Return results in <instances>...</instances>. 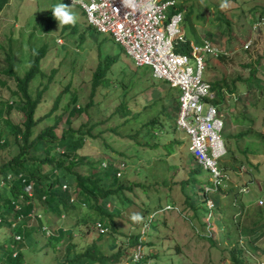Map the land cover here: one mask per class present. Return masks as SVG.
I'll return each instance as SVG.
<instances>
[{"label":"rangeland","instance_id":"obj_1","mask_svg":"<svg viewBox=\"0 0 264 264\" xmlns=\"http://www.w3.org/2000/svg\"><path fill=\"white\" fill-rule=\"evenodd\" d=\"M176 2L182 4L181 25L186 36L195 43L201 37L207 38L227 53L222 60L204 54L201 77L208 83L224 80L226 89L234 91L235 99L223 96L220 104L223 126L220 137L227 153L219 163L242 164L246 168V173L233 180L237 186L246 185L247 192H229L224 197L210 194L213 199V194L219 199L214 200L218 207L211 210L210 229L215 232H209L200 193L208 174L192 161L187 151V135L175 128L178 89L152 78L149 66L136 67L117 43L88 26L77 6L65 0H8L0 11V99L8 101L14 89L13 78L2 74L5 66L13 63V71L21 76L29 66L30 48L44 44L40 70L28 87L33 97L36 89L46 86L34 117L45 114L55 96L63 88L67 90L49 117L35 124L32 136L54 125L53 133L59 137L67 127L64 104L68 99L76 96L75 106L80 108L88 103L82 112L68 118L69 127L82 134L77 156L84 155L98 164L101 161L105 164L98 165L101 169H115L119 173L115 174L117 183L125 196L122 198L125 207H119L113 215V232L106 230L100 240L97 239L99 229L77 221L84 214H95L85 206L64 214L58 222L54 215L41 211L38 204L36 208L47 224L43 229L54 230L58 225L70 228V243L76 245L74 252H81L96 242L102 245L103 252L109 253L111 240L125 245V239L129 241L138 234L140 219H132L137 215L141 220L144 218L143 224L147 223L140 243L141 264H231L227 245L233 241L235 232L245 243L250 241L241 243V252L257 264H264V23L256 30L251 28L257 15L264 16V0ZM225 2L227 7L221 8ZM59 3L70 6L77 22L59 26L55 20L53 27L44 33L38 21ZM249 38V47L243 50L242 44ZM188 63L193 66L191 58ZM97 67L101 72L97 86L92 88V74ZM249 69L253 70L254 80L247 78L248 75L250 78ZM8 118L13 124H21L20 111L11 110ZM5 131L9 146L0 150V164L16 152L12 134ZM85 166L82 163L75 169L86 172ZM257 199L263 204L258 205ZM163 206L170 208L161 210ZM173 206L177 208L174 210ZM111 208L110 204L105 210L111 213ZM237 211L239 217L234 220L238 225L234 230L231 215ZM95 227L99 228L97 224ZM200 233L209 238L213 236L210 239L215 245L199 237ZM225 233L229 234L226 243L220 238ZM47 234V231L42 234L32 230L30 241H25L28 251L25 259L32 264H55L64 251L67 238L59 237L52 248ZM9 236L8 229L1 227L0 243ZM253 239H259L257 249L251 243ZM134 245L132 248V244L126 245L127 251ZM242 260L244 264H252L243 256Z\"/></svg>","mask_w":264,"mask_h":264},{"label":"trees","instance_id":"obj_2","mask_svg":"<svg viewBox=\"0 0 264 264\" xmlns=\"http://www.w3.org/2000/svg\"><path fill=\"white\" fill-rule=\"evenodd\" d=\"M7 1L0 0V11ZM176 7L177 10H182V4L177 3ZM54 22L52 11H49L44 18L38 21V25L41 31L47 33L53 27ZM223 22L227 24L226 20ZM45 48L44 44L38 48H30L29 66L21 76L13 71V63L6 65L2 70V74L13 78L14 89L10 91L8 101L0 99V150L9 146L5 137L6 129L12 134L16 152L0 164V228L5 226L10 232L6 241L0 243V264H32L30 260L25 259L28 254L25 250V241H30V232L36 229L42 234L45 231L48 232L46 237L52 248L57 245L59 237L67 238L64 251L59 255L55 264H120L125 259H129L130 253L126 245L132 244L130 247L132 248L137 242L138 234L130 237L129 241L128 238L125 239V245L123 242L115 244L111 240L109 245L107 243L111 250L109 253L103 252L102 245L96 242H91L81 252H74L76 245L70 243L72 238L70 228L58 225L54 230L50 227L43 229L47 224L40 209L36 208L38 204L41 211L49 212L56 217L55 220L60 222L64 214L68 215L72 210L77 211L80 208L79 202H84L89 210H94L95 214H84L82 219L78 218L77 221L87 222L90 226L99 224L104 229V231H97L99 240L106 230L111 229L113 232V215L120 210L119 207H125L122 203V198L125 196L121 193V188L117 183V171L101 169L99 167L101 161L98 164L88 157H83L84 155L77 156L76 151L82 146V134L69 127L70 119L68 118L82 112L84 107L89 105L88 103L80 108L78 105L75 106L76 96L68 99L64 104V109H67L65 119L67 127L61 131L59 137L53 133L54 125L47 126L32 136L35 124L40 119L49 117L56 109L61 94L67 90L65 87L55 96L50 109L45 114L34 117L46 86L36 89L33 97L28 87L29 82L40 70L39 60L43 57ZM177 51L186 53L187 48L180 46ZM217 58L224 59L223 56ZM249 71L250 78L249 75L247 78L254 80L253 70L249 69ZM100 72V68L97 67L92 74V88L97 86ZM223 85L225 87L224 80H220V83L212 81L209 84L210 89L214 91L215 102L221 97L220 91ZM11 110L21 112V124H13L9 120L8 115ZM82 163L88 168L86 172H79L75 169ZM43 165L48 166L43 169ZM26 184L31 187V197L23 191ZM62 185L65 187L62 188ZM107 203L109 206L112 205L111 213L105 210L109 207L106 206ZM13 235H18L19 240H14ZM229 253L232 264H243L239 258L241 254H234L231 250ZM142 262L143 260H140L137 264Z\"/></svg>","mask_w":264,"mask_h":264},{"label":"built area","instance_id":"obj_3","mask_svg":"<svg viewBox=\"0 0 264 264\" xmlns=\"http://www.w3.org/2000/svg\"><path fill=\"white\" fill-rule=\"evenodd\" d=\"M176 3V0H135L133 7L124 0L76 2L87 23L98 32L108 34L135 65L149 66L153 78L178 89L176 127L188 135V151L209 173L212 186L216 187L228 179L217 167L218 158L225 152L219 135L222 122L210 102L213 93L201 74L204 54L217 58L227 53L207 38L201 37L198 43L187 38L181 27L182 12L176 9ZM261 23L264 21L259 18L254 26ZM248 43L249 39L242 48H247ZM180 46H185L187 52L177 51ZM189 58L193 66L188 63ZM230 96L235 99L233 93ZM23 191L31 197L29 184ZM207 206L211 203L207 202ZM14 237L19 239L18 235Z\"/></svg>","mask_w":264,"mask_h":264},{"label":"clouds","instance_id":"obj_4","mask_svg":"<svg viewBox=\"0 0 264 264\" xmlns=\"http://www.w3.org/2000/svg\"><path fill=\"white\" fill-rule=\"evenodd\" d=\"M65 2L66 3H68V4H71V5H75V6H77L81 11H82V15H83V17L85 18V16H84V13H83V10L80 8V6L78 5V4H76V2H77V0H72V2H71V0H65ZM80 2L81 3H83V0H80ZM124 3L126 4V5H128V6H135V0H124ZM68 4H65V3H59V4H56L54 7H53V9H52V14H53V17L55 18V20L56 21H58V23H59V26L60 25H65V26H68V25H75V23L77 22V16L75 15V13H73L72 11H70V6L68 5ZM177 4V3H176ZM221 8H225V7H227V3L225 2V3H221ZM179 11H181L182 13H183V11L182 10H179ZM259 18H262L263 19V21H264V16H261V15H257L256 16V19L253 21V24H252V26H251V28L252 29H254V30H256V29H258L259 28V25H258V27H255L254 26V23L256 22V21H258V19ZM182 19H183V14H182ZM85 21H86V19H85ZM55 23V22H54ZM86 23H87V21H86ZM88 24V23H87ZM262 24V23H261ZM88 26H90L92 29H94L91 25H89L88 24ZM181 27H182V25H181ZM94 31H96V32H98L97 30H95L94 29ZM98 33H101V34H105V35H107L108 36V38L109 39H111V40H113L108 34H106V33H102V32H98ZM186 35V34H185ZM187 37V36H186ZM188 38V37H187ZM190 39V38H189ZM249 40H251L250 38H249ZM113 42H115L114 40H113ZM199 42V41H198ZM115 43H117V42H115ZM118 44V43H117ZM119 45V44H118ZM120 46V45H119ZM121 47V46H120ZM249 47V46H248ZM247 47V48H248ZM242 48V47H241ZM121 49L123 50V48L121 47ZM242 49H244V48H242ZM246 49V48H245ZM123 52H124V50H123ZM124 54L126 55V53L124 52ZM128 58H129V60L134 64V62L132 61V59L128 56V55H126ZM227 56V55H226ZM226 56H223V57H226ZM109 65L111 64L110 62L108 63ZM135 65V64H134ZM136 67H140V66H137V65H135ZM150 75H151V72H150ZM152 77V76H151ZM153 78V77H152ZM156 79V78H155ZM207 82V81H206ZM208 83V82H207ZM208 84H210V83H208ZM210 87V86H209ZM170 88H172V87H170ZM173 88H175V87H173ZM211 90V89H210ZM212 91V90H211ZM221 97L219 98V99H217V101L215 102L214 100H216V97H215V94H214V91H212V93H213V98L210 100V102H211V104H213L215 107H216V109H217V112H218V116H219V118H220V109L218 108V105H217V103H221L222 101H223V96H230V94L231 93H233L234 94V91H229V90H227L226 88H221ZM178 95V94H177ZM235 95V94H234ZM232 98V97H231ZM232 99H234V98H232ZM174 106H176V109H175V118H174V123H175V120H176V115H177V109H178V104H177V97H176V103H175V105ZM205 108V107H204ZM220 120H221V118H220ZM222 122V121H221ZM175 128L176 129H178L177 127H176V124H175ZM222 128H223V126L221 127V130H222ZM178 130H180V129H178ZM180 131H183V130H180ZM184 132V131H183ZM221 132V131H220ZM185 133V132H184ZM186 134V133H185ZM187 135V134H186ZM220 135V134H219ZM187 137H188V135H187ZM220 139H221V137H220ZM221 141H222V139H221ZM223 143V142H222ZM188 144H189V137H188V143H187V147H188ZM223 146H224V144H223ZM224 149H225V147H224ZM187 151H188V149H187ZM189 152V151H188ZM190 153V152H189ZM227 153V151L225 150V152L218 158V160H217V167L219 168V169H221L223 172H225V174L228 176V179L226 180V181H223L221 184H219V185H217L216 187H213L212 186V182H211V180H210V176H209V173L205 170V169H203L197 162H196V160H195V158L193 157V155L190 153V155H191V159H192V161L194 162V164L197 166V167H199L201 170H204V171H206L207 172V174H208V179H206L202 184H201V187H200V193H201V195H202V197H201V199H202V201H203V204H204V207H205V210H206V213H204V216H206V219H207V222H206V225L205 226H207L208 228L207 229H209L210 231L209 232H211L212 234L215 232L214 230L213 231H211V216H212V214H211V210L212 209H214V208H216V207H218V205L214 202V200H215V198H216V200L217 199H219V196H215L214 194H220L221 195V197H224L225 195H227L229 192H232V193H236V194H241V193H245V192H247V188H246V185H240V186H237L236 184H235V182H234V180H233V178L234 177H240V176H242V174L243 173H246V168L242 165V164H240V165H238V166H235V165H232V166H235L236 168H232V167H229V165L227 164V165H220V163H219V160H220V158L221 157H223L225 154ZM102 165H105V164H103L102 163ZM119 173H117V175H118ZM229 183H231V184H229ZM205 188H207V189H205ZM233 188V189H232ZM234 188H236V189H234ZM229 189H232V190H229ZM211 193H214L212 196H214L215 198L213 199L211 196H210V194ZM207 202H210L211 203V206L210 207H208L207 206ZM215 203V204H214ZM233 205L235 204V202H233L232 203ZM257 204L258 205H261V204H263V202L261 201V199H257ZM79 206L80 207H86V205H85V203L84 202H79ZM106 206H109V203H107L106 204ZM168 208H170V207H168ZM168 208H164V206L162 207V209L161 210H167ZM177 207H175V206H173V209L175 210ZM154 214V212H152L151 214H150V217H149V219L152 217V215ZM239 211H237L236 213H234V214H232L231 215V217H232V225L234 226V230H235V227H236V225H238L237 224V222L234 220V218L235 219H238V217H239ZM241 215V214H240ZM236 216V217H235ZM132 219L134 220V221H137V220H139L140 219V222H139V232H138V238H137V243L134 245V248L129 252L130 253V255L128 256V258L129 259H125V261L124 262H122V263H120V264H137V262L138 261H140L141 260V258H142V246H141V244H142V240H141V237H144V233H145V230L147 229V223L146 224H143L144 222H145V220H144V218L141 220V218L139 217V216H137V215H133V217H132ZM149 221V220H148ZM234 222H236V223H234ZM96 225V224H95ZM95 225H93V226H91V227H93V228H95V229H101V231H104V229L101 227V226H99V228H96L95 227ZM99 232H100V230H98ZM236 233H237V235H236ZM200 236H203L204 237V239H206V238H208V239H206L211 245H215V243H213V241L211 240V239H214L213 238V236H210V238H209V236H204L203 234H199V237ZM226 237V238H225ZM202 238V237H201ZM220 238H223V241H224V243H226V242H228V240H229V234H227V233H225V234H222V235H220ZM261 238H262V236H261ZM13 239H14V235H13ZM15 240V239H14ZM19 240V239H18ZM146 241V240H145ZM245 243L244 242V239H243V237L238 233V232H235L234 233V238H233V241L232 242H230L228 245H227V250L229 251V250H231L232 251V253H234V254H241L240 255V259H241V261L243 262V264H244V260H242V256L243 257H245V260L246 261H248V262H250V263H252V264H257L256 263V261H254V260H250V258H248L246 255H244L242 252H241V249L240 248H243V245L241 244V243ZM248 242H250V241H248ZM248 242H246V243H248ZM259 242V239H256V240H252L251 241V243L253 244V247H255L256 249L258 248V243ZM141 243V244H140ZM245 243V244H246ZM230 254V253H229ZM230 260H231V257H230ZM231 264H232V262H231Z\"/></svg>","mask_w":264,"mask_h":264},{"label":"crops","instance_id":"obj_5","mask_svg":"<svg viewBox=\"0 0 264 264\" xmlns=\"http://www.w3.org/2000/svg\"><path fill=\"white\" fill-rule=\"evenodd\" d=\"M218 82L220 83V81H218ZM223 87H224V85H223ZM221 88H222V87H221ZM224 88H225V87H224ZM220 104H221V103H217L219 109H220ZM223 107H224V106H223ZM220 111H221V109H220ZM220 111H219V112H220ZM229 167L236 168L235 166H232V165H229ZM233 214H234V213H233Z\"/></svg>","mask_w":264,"mask_h":264}]
</instances>
